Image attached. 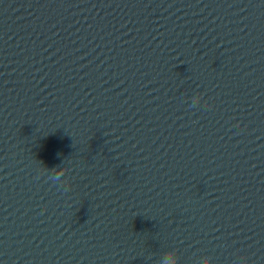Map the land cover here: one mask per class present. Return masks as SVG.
Instances as JSON below:
<instances>
[{
	"label": "clouds",
	"instance_id": "clouds-1",
	"mask_svg": "<svg viewBox=\"0 0 264 264\" xmlns=\"http://www.w3.org/2000/svg\"><path fill=\"white\" fill-rule=\"evenodd\" d=\"M62 177V174L57 173L55 176L52 177L53 182L60 181V178ZM170 255V254H169ZM166 264H173L172 261H166ZM206 264H211V260L209 259Z\"/></svg>",
	"mask_w": 264,
	"mask_h": 264
}]
</instances>
